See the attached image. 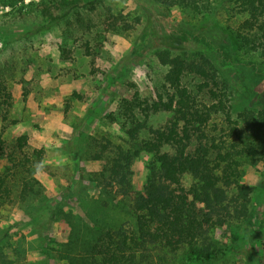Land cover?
I'll return each instance as SVG.
<instances>
[{"label": "trees", "instance_id": "1", "mask_svg": "<svg viewBox=\"0 0 264 264\" xmlns=\"http://www.w3.org/2000/svg\"><path fill=\"white\" fill-rule=\"evenodd\" d=\"M153 1L182 9L198 22L195 30L176 31L185 45L170 42L153 19L138 35L133 54L151 50L163 69L149 75L145 89L129 83L135 86L131 96L106 114L121 131V143L108 134L87 139L80 162L100 194L87 201L83 214L67 207L68 188L75 185L68 164L45 163L46 149L32 147L28 133L7 138L19 120L10 116L12 80L0 68V210L37 202V211L48 209L54 220L66 221L68 234L56 246L63 264H226L236 248L217 233L249 222L256 212V187L243 179L246 164L264 162V105L244 103L234 111L233 96L236 72L264 67V0ZM0 2L40 16L17 30L0 23L4 45L60 24L66 41L73 39L88 57L91 72L108 34L137 31L143 23L141 14L115 10L108 0ZM224 6L227 17L220 24ZM60 48L65 59L74 57L75 48ZM240 57L246 59L242 66ZM143 152L153 158L138 188L133 165ZM40 173L65 176L55 203ZM245 255L255 257L252 247Z\"/></svg>", "mask_w": 264, "mask_h": 264}, {"label": "rangeland", "instance_id": "2", "mask_svg": "<svg viewBox=\"0 0 264 264\" xmlns=\"http://www.w3.org/2000/svg\"><path fill=\"white\" fill-rule=\"evenodd\" d=\"M1 3L0 23L10 30L40 20L32 8L19 11ZM108 3L115 10L141 14L143 23L137 31L108 34L98 54L95 72L90 70L88 57L77 51L73 39L66 41L60 24L31 37L15 39L7 46L0 38V68H5L12 80L14 105L10 116L19 120L7 132V138L14 140L21 133H28L32 147L46 149L45 163L68 164V178L75 185L68 188L67 207L80 214L86 210L87 201L100 194L90 179L92 175L80 162L87 139L90 135L108 134L121 143V131L109 123L106 114L115 109L123 96H131L135 86L129 83L145 89L149 75L163 69L151 50L143 56L133 54L138 35L153 19L156 27L169 35L170 42L185 45L186 41L176 31L195 30L198 22V17L182 9H168L153 0H108ZM218 17L219 23L224 24L225 6L218 11ZM66 45L76 49L72 59L62 55L60 46ZM240 58L244 60L237 65L242 66L246 59ZM224 67L229 68V63ZM238 73L234 75V111L244 103L262 107L264 67L259 70L247 66ZM74 91L80 97H75ZM152 158L150 153L143 152L134 162V182L138 188L146 182ZM3 165L0 159V170ZM88 167L99 168V164L90 163ZM244 169V182L256 187V212L249 222L236 223L232 228L220 230L217 236L236 248L230 250L226 264H264V162L246 164ZM39 177L55 203L63 190L61 183L66 184L62 182L65 176L56 179L40 173ZM36 206L37 202L27 205L16 202L0 210V264H63L56 256V246L68 234L69 226L62 218L54 220L48 209L37 211ZM45 234L48 239L42 237ZM248 247H252L255 257H246Z\"/></svg>", "mask_w": 264, "mask_h": 264}]
</instances>
